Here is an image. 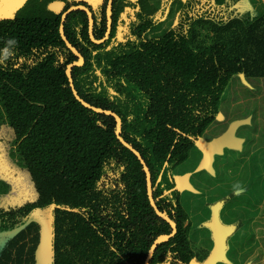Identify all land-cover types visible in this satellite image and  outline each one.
Wrapping results in <instances>:
<instances>
[{
	"label": "trees",
	"instance_id": "1",
	"mask_svg": "<svg viewBox=\"0 0 264 264\" xmlns=\"http://www.w3.org/2000/svg\"><path fill=\"white\" fill-rule=\"evenodd\" d=\"M238 1L114 0L112 33L101 45L91 41L83 9L64 23L85 59L71 70L78 94L121 117L122 137L151 170L159 210L177 224L150 264H193L209 255L193 247L174 170L221 115L233 79H264V0H250L253 9L244 13ZM107 3L27 0L24 16L0 19V131L14 130L10 155L37 191L34 201L5 206L11 185L0 179V236L13 233L0 264L39 263L37 213L48 209L51 264H144L156 238L172 232L150 205L143 165L118 139L115 117L83 106L66 75L79 58L60 35L62 14L88 6L94 36L103 40ZM169 6L177 21L166 27Z\"/></svg>",
	"mask_w": 264,
	"mask_h": 264
},
{
	"label": "rangeland",
	"instance_id": "2",
	"mask_svg": "<svg viewBox=\"0 0 264 264\" xmlns=\"http://www.w3.org/2000/svg\"><path fill=\"white\" fill-rule=\"evenodd\" d=\"M26 1L0 0V19L24 16ZM59 6L50 3L51 8ZM236 6L241 13L253 9L250 0H239ZM171 20L177 21V13H171L169 6L166 27ZM14 139V130L4 125L0 179L11 185L1 198L5 206H21L37 196L28 169L10 155ZM9 166V176L3 177ZM174 174L182 190V205L191 216L193 247L197 253H209L207 259L193 264H235L232 260L264 264V79H233L221 115ZM37 214L43 236L38 259L48 255L46 262L40 259L38 264H51L52 213L48 209ZM12 236H0V252Z\"/></svg>",
	"mask_w": 264,
	"mask_h": 264
},
{
	"label": "water",
	"instance_id": "3",
	"mask_svg": "<svg viewBox=\"0 0 264 264\" xmlns=\"http://www.w3.org/2000/svg\"><path fill=\"white\" fill-rule=\"evenodd\" d=\"M113 1L114 0H108V3H107V7H106L107 30H106V37L103 40H98L96 38V36H94V32H93V29H94L93 13L91 12V9L88 6L84 5V4L72 5V6H70L67 9V11H65L62 14L61 25H60V35H61L62 39L65 41L67 47L79 58V62L72 63V64L68 65V67L66 69V75L68 77V80H69V83H70V87H71L75 97L86 108H88V109H90V110H92L94 112L100 113V114H106L108 116L115 117V119L117 121V137H118V139L121 141V143H123L126 147H128L132 152L135 153V155L139 158V160L141 161V163L143 165V168H144V171H145V175H146L147 195H148V198H149L150 205L152 206V208L154 209L156 214L160 218H162L163 220L167 221L170 224V226L172 227L171 234H163V235L158 236L156 238V240L154 241V243L152 244V246H151V248L149 250L148 256H147V258L145 260V263H144V264H150V262H151V260H152V258L154 256V254H155V251H156L158 245L163 243V242H166V241L170 240L171 238H173L177 234V232H178L177 224L171 218H169L167 215H165L163 212H161L159 210V208H158V206L156 204V201H155V197H154V189H153L151 170H150L149 166L147 165L145 159L143 158L141 152L138 151L132 144H130L127 140H125L122 137L121 133H122L123 121H122L121 117L118 114H116L115 112H112V111H109V110H105L103 108H99V107H96V106H92L91 103H89L88 101L83 99L80 96V94H78V91L76 90L75 85H74V80H73V77H72V74H71V70L75 66H79V67L83 66L84 63H85V59L82 56V54L68 41V39L66 37V34H65V28H64V23H65L67 17L71 13L77 11V9H83V11H85L87 13V16H88V32H89V37H90L91 41L93 43H96V44H99V45L106 43L107 40L109 39L111 33H112V24H113V19H112L113 9H112V7H113ZM39 258H40V256H39Z\"/></svg>",
	"mask_w": 264,
	"mask_h": 264
},
{
	"label": "crops",
	"instance_id": "4",
	"mask_svg": "<svg viewBox=\"0 0 264 264\" xmlns=\"http://www.w3.org/2000/svg\"><path fill=\"white\" fill-rule=\"evenodd\" d=\"M199 211H201L200 213H202V210L200 209ZM229 221H231V220H229ZM241 226H242V224H241ZM263 234H260L259 236L260 237H263L262 236ZM205 250V249H204ZM208 252H211V251H208ZM41 259V262L43 263V262H46L47 260H48V255L47 254H41V256H40V258H39V260Z\"/></svg>",
	"mask_w": 264,
	"mask_h": 264
},
{
	"label": "clouds",
	"instance_id": "5",
	"mask_svg": "<svg viewBox=\"0 0 264 264\" xmlns=\"http://www.w3.org/2000/svg\"><path fill=\"white\" fill-rule=\"evenodd\" d=\"M8 43H9V44H12V43H14V41H12V40H9V41H8Z\"/></svg>",
	"mask_w": 264,
	"mask_h": 264
},
{
	"label": "flooded vegetation",
	"instance_id": "6",
	"mask_svg": "<svg viewBox=\"0 0 264 264\" xmlns=\"http://www.w3.org/2000/svg\"><path fill=\"white\" fill-rule=\"evenodd\" d=\"M92 12V11H91Z\"/></svg>",
	"mask_w": 264,
	"mask_h": 264
}]
</instances>
